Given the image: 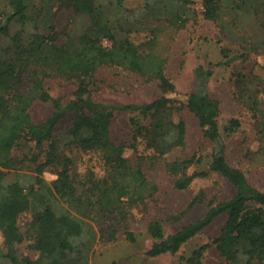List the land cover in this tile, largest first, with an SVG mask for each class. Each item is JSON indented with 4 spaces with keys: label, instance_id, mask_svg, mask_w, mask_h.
I'll return each mask as SVG.
<instances>
[{
    "label": "trees",
    "instance_id": "1",
    "mask_svg": "<svg viewBox=\"0 0 264 264\" xmlns=\"http://www.w3.org/2000/svg\"><path fill=\"white\" fill-rule=\"evenodd\" d=\"M124 1L9 0L11 11L0 13V264H67L69 252L76 253V264H91L97 243L107 235L110 239L116 235L109 223L112 215L128 220L133 208L157 191L143 165L130 163L129 150L138 151L139 144L157 157L176 153L167 160L166 168L175 176L178 189L189 188L212 171L233 188L225 197L220 190L201 188L188 208L205 203L206 212L173 233L167 234L159 220H152L148 230L155 242L147 252L150 256L179 252L184 243L225 216L219 235L185 257V264H203V251L213 245L229 263H238L245 254L244 264H264V189L228 159L219 121L221 104L209 87L213 70L204 65L196 67L193 91L181 96L167 74V58L156 50V37L140 39L137 34L146 27L129 25L147 10L153 17L183 27L188 18L182 7L192 0H146L141 9L127 8ZM223 4V0H204V17L219 19L225 11ZM234 8L258 14L264 11V0H240ZM61 9L87 14L90 23L79 33L66 31L61 39L57 28ZM13 21L20 27L11 33ZM103 38L112 44L105 45ZM257 45L264 49V35ZM107 66L156 81L161 95L150 102L125 105L95 99V76ZM237 75L241 95L261 115L258 90L248 85V76ZM55 78L76 83L72 99L51 94L47 81ZM39 101L54 109L41 122L32 112ZM183 108L198 118L203 135L213 144L210 170L189 173L199 154H177L187 145ZM117 110H130L138 116L132 118L134 141L114 138ZM69 114L71 126L58 134V125ZM239 126L240 120L232 118L225 129L231 133ZM23 139L47 146L46 159L36 160L32 169L26 170L24 161L13 154ZM70 149L96 154L97 163L78 173ZM49 168L56 175L52 180L46 177ZM12 172L15 179L6 182ZM184 212L171 217L179 219ZM23 214L30 215L26 231L19 222ZM127 235L136 241L133 231L128 230ZM28 238L33 240L36 257L22 249Z\"/></svg>",
    "mask_w": 264,
    "mask_h": 264
},
{
    "label": "rangeland",
    "instance_id": "2",
    "mask_svg": "<svg viewBox=\"0 0 264 264\" xmlns=\"http://www.w3.org/2000/svg\"><path fill=\"white\" fill-rule=\"evenodd\" d=\"M8 1L0 0L2 15L12 9ZM104 1L106 0H99ZM239 2L240 0H223L225 11L217 20H208L204 17V0H192L182 7V12L188 18L183 27L153 17L147 10H144L137 20L131 19L129 25L134 28L141 25L146 27V30L137 34L140 39H148L149 35L156 37V50L167 58V74L176 83L181 96L193 91L196 67L204 65L213 70L209 87L221 104L219 121L227 141L228 159L233 165L245 171L253 184L264 189V49L257 45L263 40L264 11L257 14L247 9L234 8ZM145 4L146 0L124 1V5L131 9H141ZM89 23L90 17L87 14L76 15L70 9H61L57 17L61 39H64L66 31L79 33ZM19 27V23L13 21L10 24L11 33ZM103 43L111 45L112 41L103 38ZM238 73L248 76V85L258 90L261 115L256 114L247 103L246 96L241 95L236 83ZM47 86L52 95L60 96L67 101L74 97L77 85L74 81L55 78L48 80ZM92 94L97 100L125 105L150 102L161 95V90L156 81L145 79L123 68L107 66L96 74ZM53 110L49 103L40 101L32 107L33 116L38 122L49 118ZM181 113L188 125L187 145L177 154L183 156L199 154V161L188 168L189 173L210 170L212 142L203 135L199 120L192 112L183 108ZM133 117L138 118L130 110L116 111L113 124L114 138L128 142L135 140ZM232 118L239 119L240 126L229 133L225 128ZM71 124L72 114H69L58 125L57 133L66 132ZM72 149L68 151L74 154L78 173L93 168L97 163L96 154L77 149L72 152ZM46 150L47 146L39 147L35 142L23 139L14 148L13 154L24 161L27 170L46 159ZM129 152L131 165H143L149 179L157 185V191L141 206L133 208L128 220H121L118 214L112 215L109 223L117 231L116 235L113 239L107 235L97 243L91 264H185V257L193 255L196 249L214 241L226 217H219L184 243L179 252H169L156 257L147 253L155 242V238L148 230L149 223L152 220H159L167 234L173 233L206 212L205 203L188 208L189 202L201 188H208L210 191L220 190L222 197L230 196L233 188L229 181L212 171L207 178L197 179L189 188L178 189L175 186V176L166 168L167 160L173 159L176 153L157 157L152 150H146L142 144H139L138 151L131 148ZM15 176V172L8 174L6 182L13 181ZM55 176L49 168L46 177L52 180ZM182 212L184 213L179 219L171 217L172 214L179 215ZM28 217L29 214L20 217L19 222L23 231L27 230ZM128 230L135 233L136 241L128 238ZM32 245L33 240L28 238L22 249L36 257L37 253ZM246 258L245 254H241L240 261L234 264H244ZM76 260V253L69 252L67 264H76ZM201 260L203 264H232L220 255L214 245L203 251Z\"/></svg>",
    "mask_w": 264,
    "mask_h": 264
}]
</instances>
